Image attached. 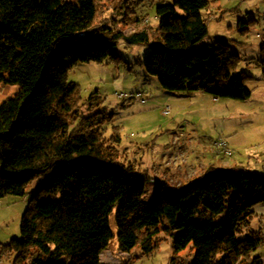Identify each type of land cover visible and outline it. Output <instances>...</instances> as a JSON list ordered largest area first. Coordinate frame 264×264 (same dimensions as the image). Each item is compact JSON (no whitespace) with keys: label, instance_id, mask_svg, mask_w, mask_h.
<instances>
[{"label":"trees","instance_id":"16d2710c","mask_svg":"<svg viewBox=\"0 0 264 264\" xmlns=\"http://www.w3.org/2000/svg\"><path fill=\"white\" fill-rule=\"evenodd\" d=\"M104 1L0 0V85L19 87L0 105V198L23 197L30 182L49 175L27 205L20 238L0 255L13 264H101L114 238L121 252L139 247L147 255L166 233L174 254L192 246L190 264H263L253 252L264 235L251 222L253 207L264 204V175L210 167L181 186L151 179L120 161L118 135L104 136L101 98L80 103L68 81L79 63L123 62L115 49L122 40L149 47L144 70L168 92L247 100L251 76L237 73L241 60L229 42L196 47L208 37L203 12L211 0L158 6L156 41L147 29L96 27ZM260 52L264 74V43ZM81 107L87 115L75 117ZM149 180L153 197L145 202Z\"/></svg>","mask_w":264,"mask_h":264},{"label":"rangeland","instance_id":"374dc122","mask_svg":"<svg viewBox=\"0 0 264 264\" xmlns=\"http://www.w3.org/2000/svg\"><path fill=\"white\" fill-rule=\"evenodd\" d=\"M165 1L172 0H105L99 5L95 26L105 27L110 33L147 29L150 40L156 41V8ZM122 17L126 19L124 23ZM203 17L207 21L208 37L196 47L216 39L229 42L241 60L237 73L251 76L246 82L251 92L247 100L215 98L217 102H213V97L206 93L202 95L210 100L186 96L191 92H168L144 70L149 47L128 46L122 40L115 49L123 62L79 63L68 72V81L78 86L80 103L93 93L101 98V106L109 114L104 136L120 137V161L131 164L135 171L145 172L151 179H165L166 168L197 161L264 175V74L260 66L264 0H211ZM18 92V86L0 85V105ZM88 109L92 111L93 107ZM80 111L87 110L79 108L75 117ZM222 142L231 150L230 157L220 148ZM48 178L49 175L30 182L23 197L0 198V247L20 238L27 205ZM152 197L153 182L149 180L142 199L149 202ZM253 211L251 229L264 235V204L254 206ZM154 244L155 248L147 255L139 247L123 253L114 238L101 253V264H190L192 261V246L174 254L166 233H160ZM253 256L261 257L264 264V244ZM13 258L3 252L0 264H13Z\"/></svg>","mask_w":264,"mask_h":264},{"label":"crops","instance_id":"0c3cea01","mask_svg":"<svg viewBox=\"0 0 264 264\" xmlns=\"http://www.w3.org/2000/svg\"><path fill=\"white\" fill-rule=\"evenodd\" d=\"M191 94H194V95H191ZM202 94H205V93H201V92L188 93L186 96H188L189 98H194V97L199 98L200 97L203 99L210 100L208 99V97ZM213 99H214L213 102H217L215 98ZM224 143L226 144V142ZM226 148H228L227 144H226ZM221 149L223 150L224 148H221ZM180 153H182V150L180 151ZM213 163L212 162L204 163V162L197 161L196 163L188 164V162H185L183 166H179V167H177V164H176L175 167L166 168L163 175L165 176V179L168 180L172 185L181 186V185L186 184L188 181L196 178L197 176H199L201 173H203L206 169L210 167L218 168L217 166H215L216 164L215 163L213 164ZM225 167H228V166H225Z\"/></svg>","mask_w":264,"mask_h":264},{"label":"built area","instance_id":"2783aa9c","mask_svg":"<svg viewBox=\"0 0 264 264\" xmlns=\"http://www.w3.org/2000/svg\"><path fill=\"white\" fill-rule=\"evenodd\" d=\"M221 148H224V154L225 156L230 157L232 155V152L230 149L226 148V144L224 142L220 143Z\"/></svg>","mask_w":264,"mask_h":264}]
</instances>
